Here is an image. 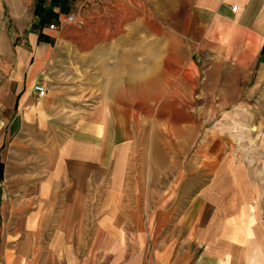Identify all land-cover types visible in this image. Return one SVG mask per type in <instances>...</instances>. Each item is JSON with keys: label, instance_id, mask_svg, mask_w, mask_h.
Returning <instances> with one entry per match:
<instances>
[{"label": "rangeland", "instance_id": "374dc122", "mask_svg": "<svg viewBox=\"0 0 264 264\" xmlns=\"http://www.w3.org/2000/svg\"><path fill=\"white\" fill-rule=\"evenodd\" d=\"M37 1L0 0V65ZM146 1L107 0L58 30L9 156L23 264H264V92L225 87L205 28Z\"/></svg>", "mask_w": 264, "mask_h": 264}, {"label": "crops", "instance_id": "0c3cea01", "mask_svg": "<svg viewBox=\"0 0 264 264\" xmlns=\"http://www.w3.org/2000/svg\"><path fill=\"white\" fill-rule=\"evenodd\" d=\"M80 2L81 0H73V7L77 9ZM106 2L107 0H98L94 7ZM147 2L154 5V10L176 12V28H205L204 42L208 48H213L216 58L214 72L219 74L224 69L225 87L228 83H239L238 88L255 92L257 96L259 91L264 92V0H147L145 3ZM233 7L237 8L236 12L232 11ZM49 8L58 14V18L63 17L59 7ZM183 9L187 11L186 16L178 15L177 12ZM38 20L39 17L36 16L25 34L17 33L21 45L12 54L4 52V59L10 61V68L8 69L6 61L0 65V264H23L28 256L27 244L22 239L23 233L12 227L7 200L11 144L23 132L26 108L33 102V88L40 82L43 68L48 65L54 40L60 37L58 31L48 28L55 21L42 26ZM261 100L264 105V97ZM247 231L249 234V228ZM108 251H117V248H107L105 252ZM106 257L107 253H104L101 261ZM113 257L116 258L117 253ZM156 259H144L143 264H181ZM215 259L220 258L203 255L192 264H217ZM119 260L120 258L117 263ZM128 264H132V259Z\"/></svg>", "mask_w": 264, "mask_h": 264}, {"label": "built area", "instance_id": "2783aa9c", "mask_svg": "<svg viewBox=\"0 0 264 264\" xmlns=\"http://www.w3.org/2000/svg\"><path fill=\"white\" fill-rule=\"evenodd\" d=\"M97 1L98 0H81L76 13L67 14L64 19L58 21L56 24H52L49 29L58 31L61 30L65 25H82V22L78 21L79 12L85 11L89 7H94ZM232 11L236 12L237 8L233 7ZM33 91L39 98H43L47 93L46 87L42 83H37L34 86Z\"/></svg>", "mask_w": 264, "mask_h": 264}, {"label": "trees", "instance_id": "16d2710c", "mask_svg": "<svg viewBox=\"0 0 264 264\" xmlns=\"http://www.w3.org/2000/svg\"><path fill=\"white\" fill-rule=\"evenodd\" d=\"M45 0H38L35 9V15L39 17L42 26L51 23L53 20L58 19V14L53 11V9L46 8L44 6ZM73 0H51V4L54 7H59L62 13H68L70 3ZM42 37V36H41Z\"/></svg>", "mask_w": 264, "mask_h": 264}, {"label": "bare ground", "instance_id": "6f19581e", "mask_svg": "<svg viewBox=\"0 0 264 264\" xmlns=\"http://www.w3.org/2000/svg\"><path fill=\"white\" fill-rule=\"evenodd\" d=\"M158 80H160L158 77L156 78L155 76H153V77H148L147 76V77H145L144 81L142 83H140V85H144V86H146V89H150V88H147V86L149 85V83L157 82ZM250 235H251V233H250Z\"/></svg>", "mask_w": 264, "mask_h": 264}]
</instances>
